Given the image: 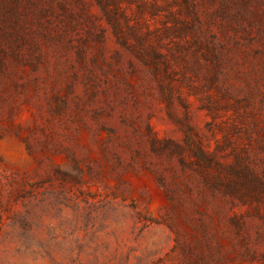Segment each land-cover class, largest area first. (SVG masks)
<instances>
[{
    "label": "rangeland",
    "instance_id": "374dc122",
    "mask_svg": "<svg viewBox=\"0 0 264 264\" xmlns=\"http://www.w3.org/2000/svg\"><path fill=\"white\" fill-rule=\"evenodd\" d=\"M0 0V264H264V0Z\"/></svg>",
    "mask_w": 264,
    "mask_h": 264
},
{
    "label": "trees",
    "instance_id": "16d2710c",
    "mask_svg": "<svg viewBox=\"0 0 264 264\" xmlns=\"http://www.w3.org/2000/svg\"><path fill=\"white\" fill-rule=\"evenodd\" d=\"M115 1V0H114ZM114 1H113V3H114ZM116 2V1H115Z\"/></svg>",
    "mask_w": 264,
    "mask_h": 264
}]
</instances>
